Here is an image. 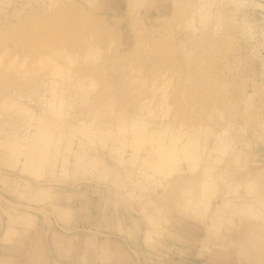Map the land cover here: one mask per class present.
Returning <instances> with one entry per match:
<instances>
[{
  "label": "rangeland",
  "instance_id": "1",
  "mask_svg": "<svg viewBox=\"0 0 264 264\" xmlns=\"http://www.w3.org/2000/svg\"><path fill=\"white\" fill-rule=\"evenodd\" d=\"M15 254L264 264V0H0Z\"/></svg>",
  "mask_w": 264,
  "mask_h": 264
},
{
  "label": "crops",
  "instance_id": "2",
  "mask_svg": "<svg viewBox=\"0 0 264 264\" xmlns=\"http://www.w3.org/2000/svg\"><path fill=\"white\" fill-rule=\"evenodd\" d=\"M18 253V252H17ZM11 257V256H10ZM15 257V261H16V264L20 261L18 258H19V254H15V255H12V257H11V260H12V258H14ZM6 258H9L8 257V255L6 256ZM79 258H81V255L78 257V259ZM19 260V261H18ZM59 261H61V260H59ZM62 263V262H61ZM64 263H66V262H64Z\"/></svg>",
  "mask_w": 264,
  "mask_h": 264
}]
</instances>
